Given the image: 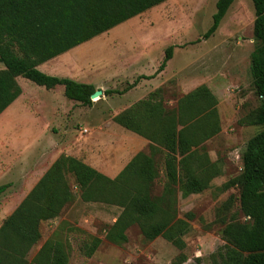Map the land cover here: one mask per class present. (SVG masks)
Segmentation results:
<instances>
[{
  "label": "rangeland",
  "instance_id": "374dc122",
  "mask_svg": "<svg viewBox=\"0 0 264 264\" xmlns=\"http://www.w3.org/2000/svg\"><path fill=\"white\" fill-rule=\"evenodd\" d=\"M215 2L167 0L38 68L100 89L102 93L91 98L89 106L67 99L60 85L47 89L18 78L23 93L17 106L11 114L0 115V185H8L0 193V225L38 181L47 162L62 154L113 178L134 154L147 153V139L113 120L141 99L151 96L173 108L181 96L206 85L216 98L220 126L219 132L204 142L209 160L220 173L199 193L182 197L177 191V215L171 224L177 236L173 240L163 236L145 240L132 224L125 242L107 241L105 232L121 207L82 201L68 175L74 200L57 217L40 224L41 237L29 250L28 259L46 239L57 238L67 251V264H220L218 251L225 244L221 219L235 216L245 220L239 210V189L220 187L239 175L246 142L260 127L241 122L259 104L250 71L255 46L252 2L234 0L217 30L205 38ZM169 45L173 46L172 56L157 72ZM134 81L136 84L122 93L104 94L109 89L122 90ZM156 160L159 177L153 194L158 195L165 182L163 155ZM94 237L101 242L88 256L85 247Z\"/></svg>",
  "mask_w": 264,
  "mask_h": 264
},
{
  "label": "trees",
  "instance_id": "16d2710c",
  "mask_svg": "<svg viewBox=\"0 0 264 264\" xmlns=\"http://www.w3.org/2000/svg\"><path fill=\"white\" fill-rule=\"evenodd\" d=\"M165 1L0 0V114L21 94L18 76L47 89L60 85L67 99L91 105L90 95L96 90L92 84L49 75L37 66ZM233 2L216 0L205 38L217 30ZM251 2L255 46L250 71L259 104L241 122L260 129L246 142L239 175L220 187L239 189V210L245 218L221 219L225 244L218 251L220 264H264V0ZM172 51V45L165 49L157 72L165 67ZM135 84L129 83L122 90H105L104 94L122 93ZM216 104L215 96L202 84L181 96L173 108L150 96L116 114L114 122L147 139L149 150L134 154L113 178L78 158L60 155L3 219L0 264H67V251L57 238L46 239L31 259L27 255L41 237L40 224L57 217L74 200L68 175L82 201L121 207L105 232L107 241L125 242L126 230L132 224L137 225L145 240L158 236L173 240L177 236L171 226L177 215V191L182 197L199 193L220 173L204 146L220 130ZM159 155H163L165 182L156 195L153 185L159 177ZM7 186L0 185V193ZM100 242V238H92L85 247L86 254L92 255Z\"/></svg>",
  "mask_w": 264,
  "mask_h": 264
},
{
  "label": "crops",
  "instance_id": "0c3cea01",
  "mask_svg": "<svg viewBox=\"0 0 264 264\" xmlns=\"http://www.w3.org/2000/svg\"><path fill=\"white\" fill-rule=\"evenodd\" d=\"M62 54H64V53H62ZM62 54H60V55H58V56H56V57H54V58H52V59H49V60H47V61H45V62H49L50 61V63L52 62V61H54V60H56L57 58H60V56L62 55ZM45 62H43V63H45ZM42 63V64H43ZM42 64H40V65H38L37 66V68H39ZM0 68H3V65L1 64V67ZM48 70H50V69H48ZM47 71V70H46ZM18 78H20V76H18L17 78H16V80H17V82H18ZM63 89V88H62ZM23 92H21V94H22ZM21 94L0 114V115H2V114H11L12 112H13V109L17 106V102H18V99H19V97L21 96ZM38 159L39 158H37V163H39L40 161H38ZM55 160V158L54 159H52V160H50V161H48L47 163H49L48 164V166L45 168V169H43V170H41V172H39V174H38V176H37V179H36V181L43 175V173L48 169V167L52 164V162ZM37 165V164H36ZM33 171H35V170H33ZM37 171V170H36Z\"/></svg>",
  "mask_w": 264,
  "mask_h": 264
},
{
  "label": "water",
  "instance_id": "95a60500",
  "mask_svg": "<svg viewBox=\"0 0 264 264\" xmlns=\"http://www.w3.org/2000/svg\"><path fill=\"white\" fill-rule=\"evenodd\" d=\"M102 93V91L100 89L95 90L91 95L90 98H95L97 96H99Z\"/></svg>",
  "mask_w": 264,
  "mask_h": 264
}]
</instances>
